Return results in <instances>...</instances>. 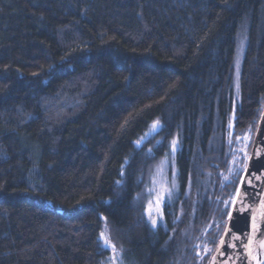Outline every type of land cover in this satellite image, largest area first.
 <instances>
[{"label": "trees", "instance_id": "trees-1", "mask_svg": "<svg viewBox=\"0 0 264 264\" xmlns=\"http://www.w3.org/2000/svg\"><path fill=\"white\" fill-rule=\"evenodd\" d=\"M263 106L264 0H0V264H209Z\"/></svg>", "mask_w": 264, "mask_h": 264}, {"label": "water", "instance_id": "water-1", "mask_svg": "<svg viewBox=\"0 0 264 264\" xmlns=\"http://www.w3.org/2000/svg\"><path fill=\"white\" fill-rule=\"evenodd\" d=\"M263 261L264 106L227 223L209 264H263Z\"/></svg>", "mask_w": 264, "mask_h": 264}, {"label": "rangeland", "instance_id": "rangeland-1", "mask_svg": "<svg viewBox=\"0 0 264 264\" xmlns=\"http://www.w3.org/2000/svg\"><path fill=\"white\" fill-rule=\"evenodd\" d=\"M241 59V48H237L236 57L234 61V66L238 68L239 63ZM153 123L149 127V129L144 133L142 138L147 137L150 133L155 132L159 129L160 125L153 129L152 128ZM249 133H246L241 140L238 142V146H236V152H237V159H239L241 156H244L243 151L246 150L248 146V140H249ZM176 151V145L173 146L172 141L169 144L168 150L164 153L162 159L158 162L156 167L154 168L151 176H150V182L147 186L146 192H145V201L146 204L144 206V213L146 216L147 221L152 225L156 226L157 222H159V219L162 216V208L163 205H165L167 202H169L172 199V185H173V165H172V156L175 154ZM248 155L245 158L244 163H246ZM242 168V171L244 169ZM233 198L231 199L232 203ZM159 201V202H158ZM230 203V206H231ZM103 225L102 230L100 233V240L102 241L104 246H107L109 249H111L112 254L111 257L108 258L107 264H121L119 254L113 250V246L109 241V235L107 231V223L105 220V217H102ZM153 220L156 221L155 224H153ZM103 234V236L101 235ZM196 247V254L198 256H202L208 248L206 246H201V248H198V245H194Z\"/></svg>", "mask_w": 264, "mask_h": 264}, {"label": "snow or ice", "instance_id": "snow-or-ice-1", "mask_svg": "<svg viewBox=\"0 0 264 264\" xmlns=\"http://www.w3.org/2000/svg\"><path fill=\"white\" fill-rule=\"evenodd\" d=\"M159 121H154L153 122V125H152V128L153 129H155V128H157L158 126H159ZM137 143H139V141H137ZM172 144H173V146H175V144H176V141L175 140H173L172 141ZM159 202V201H158ZM156 223V221L155 220H153V224H155ZM102 236H103V234H101ZM113 247H114V245H113Z\"/></svg>", "mask_w": 264, "mask_h": 264}]
</instances>
